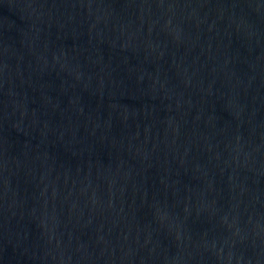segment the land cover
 Here are the masks:
<instances>
[{
  "label": "water",
  "instance_id": "1",
  "mask_svg": "<svg viewBox=\"0 0 264 264\" xmlns=\"http://www.w3.org/2000/svg\"><path fill=\"white\" fill-rule=\"evenodd\" d=\"M0 264H264V0H0Z\"/></svg>",
  "mask_w": 264,
  "mask_h": 264
}]
</instances>
